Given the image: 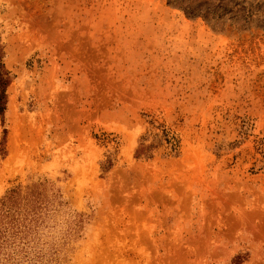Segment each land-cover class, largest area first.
Returning a JSON list of instances; mask_svg holds the SVG:
<instances>
[{
  "label": "rangeland",
  "instance_id": "1",
  "mask_svg": "<svg viewBox=\"0 0 264 264\" xmlns=\"http://www.w3.org/2000/svg\"><path fill=\"white\" fill-rule=\"evenodd\" d=\"M245 3L214 25L170 0H0V264H264V0Z\"/></svg>",
  "mask_w": 264,
  "mask_h": 264
},
{
  "label": "trees",
  "instance_id": "2",
  "mask_svg": "<svg viewBox=\"0 0 264 264\" xmlns=\"http://www.w3.org/2000/svg\"><path fill=\"white\" fill-rule=\"evenodd\" d=\"M246 0H170V3L174 6L181 8L187 16L191 18H203L209 23L214 25L224 22L226 17H231V19L239 22H244L250 19V13L246 14ZM11 83L10 73L6 69L4 63L2 62V52L0 49V117L2 123H4V116L7 109V88ZM4 136L1 142V152L5 155V138L7 131H3ZM165 141L170 145L171 150H177L178 144L175 138L170 137L169 133L163 131L162 138L160 142ZM154 145H144L141 144L137 150V158L147 157L151 158V151ZM12 201V200H10ZM5 203V202H4ZM3 203V206L5 205ZM241 257H237L235 264H240Z\"/></svg>",
  "mask_w": 264,
  "mask_h": 264
}]
</instances>
